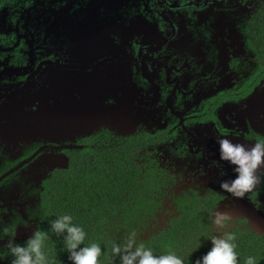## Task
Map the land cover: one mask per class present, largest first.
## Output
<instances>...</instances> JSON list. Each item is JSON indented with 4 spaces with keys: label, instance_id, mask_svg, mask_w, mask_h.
Wrapping results in <instances>:
<instances>
[{
    "label": "flooded vegetation",
    "instance_id": "flooded-vegetation-1",
    "mask_svg": "<svg viewBox=\"0 0 264 264\" xmlns=\"http://www.w3.org/2000/svg\"><path fill=\"white\" fill-rule=\"evenodd\" d=\"M262 37L264 0H0V236L24 243L41 230L45 184L129 138L126 160L161 188L146 229L186 199L233 204L217 140L264 139ZM261 184L244 197L255 207Z\"/></svg>",
    "mask_w": 264,
    "mask_h": 264
},
{
    "label": "trees",
    "instance_id": "trees-1",
    "mask_svg": "<svg viewBox=\"0 0 264 264\" xmlns=\"http://www.w3.org/2000/svg\"><path fill=\"white\" fill-rule=\"evenodd\" d=\"M259 39L264 61V37ZM127 141L129 143L123 147L105 150L92 162L88 161L85 149L83 162L75 160L67 174L59 173L52 183L45 184L44 192L49 195L40 229L49 233L46 244L55 264H70L67 253L62 250V240L49 231L50 221L61 214L73 215L74 223L86 230V244L101 245L103 254L99 264H112L110 249L113 242L122 244L132 232L136 233L137 243L151 248L155 255L169 251L183 255L201 242L187 264H194L211 248V241L203 235L209 231L208 217L217 205L215 201H182L178 216L171 218L167 225L148 232V220L158 205L150 196L155 194V189L161 188L153 185L147 170L143 172L134 160L132 163L126 160V156L131 157L129 147L139 146L135 139ZM256 197V207L264 212V183ZM246 221L237 220L231 229L237 235L235 250L239 264H244L248 255L257 257V264H264V234L240 227ZM114 259L115 264H120L118 258Z\"/></svg>",
    "mask_w": 264,
    "mask_h": 264
},
{
    "label": "clouds",
    "instance_id": "clouds-1",
    "mask_svg": "<svg viewBox=\"0 0 264 264\" xmlns=\"http://www.w3.org/2000/svg\"><path fill=\"white\" fill-rule=\"evenodd\" d=\"M217 143L219 159L232 165L235 173L233 179L221 181L220 188L235 199H243L246 193L264 183V139L252 143L251 147L234 143L224 137L219 138ZM235 219L231 213L219 208L211 212L208 217L209 231L203 238L210 240L212 246L206 254L197 258L194 264H239L235 250L237 235L230 230ZM49 231L62 240V250L67 253L70 264H99V258L103 254L101 245L85 243L87 232L82 226L74 223L73 215H57L50 221ZM5 236L8 237L6 247L12 258L11 264H55L46 244L50 239L48 232L34 230L24 243L16 242L15 229L11 232L5 230L0 240ZM200 246L201 242L183 255L173 251L155 255L151 248L137 243L136 233L132 232L122 244L113 242L110 256L113 258L112 264H115L114 258H118L120 264H187L193 252ZM257 259L248 255L244 258V264H257Z\"/></svg>",
    "mask_w": 264,
    "mask_h": 264
},
{
    "label": "rangeland",
    "instance_id": "rangeland-1",
    "mask_svg": "<svg viewBox=\"0 0 264 264\" xmlns=\"http://www.w3.org/2000/svg\"><path fill=\"white\" fill-rule=\"evenodd\" d=\"M72 2V1H71ZM64 6H67V5H64ZM71 6H76V4H74L73 2H72V5ZM110 108L111 109H114V106L113 105H111L110 106ZM118 119H120V118H118ZM101 120L102 121H104V122H107V123H109V121H107V119H106V117H105V115H104V111L103 112H101ZM106 126H109V125H105L104 124V127L105 128H107ZM102 128H103V126H102ZM101 128V129H102ZM128 130H130V129H128ZM131 131V130H130ZM124 133H126V132H124ZM123 135V134H122ZM68 160H67V166H68ZM64 166V167H67V166ZM204 184H205V182H204ZM231 198V197H230ZM192 199H186V200H184L183 202H185V201H191ZM232 201H233V204H232V202H231V204L229 203L230 201H228V200H226V202H225V204H222V205H220V206H223V207H221L220 208V210L221 211H226V212H229V213H231L232 214V216L233 217H235L236 219L237 218H245V219H247L249 222L247 223L248 224V226H249V228L251 229V230H260V231H264V221H260L259 222V224L258 225H256V222L254 221V220H256V219H253L252 217H249L248 215H245V214H243V213H241V208H248V209H250L251 208V204L250 203H248V202H246V199H233L232 198ZM183 202H181V204L183 203ZM227 204H230V205H227ZM230 206H232V208L233 209H231V208H227V207H230ZM250 223V224H249ZM149 233H151V232H149Z\"/></svg>",
    "mask_w": 264,
    "mask_h": 264
},
{
    "label": "water",
    "instance_id": "water-1",
    "mask_svg": "<svg viewBox=\"0 0 264 264\" xmlns=\"http://www.w3.org/2000/svg\"><path fill=\"white\" fill-rule=\"evenodd\" d=\"M262 100H263V95L261 93L256 94V104L258 103V101L260 102ZM115 110L117 111V113L119 114V117H120V119H117V120L122 122V124L120 126H122V128H124L125 132L129 131L128 127L125 126V118H126V114H127V113H125L126 109L124 107L118 105V107H115ZM222 204H225V203H222ZM221 207H223V206H220V208ZM231 209H233V208H231ZM240 211H241V213H243L245 215H248L249 217H252L253 219H256V220H254L256 222V225H258L260 221H264V212L262 210L258 209L257 207H255L252 204H251V208L250 209L241 208ZM256 231L258 233H260V234H264V231H260V230H256Z\"/></svg>",
    "mask_w": 264,
    "mask_h": 264
}]
</instances>
